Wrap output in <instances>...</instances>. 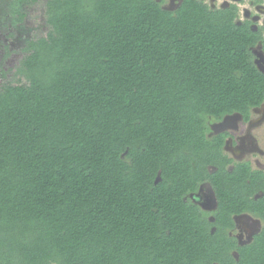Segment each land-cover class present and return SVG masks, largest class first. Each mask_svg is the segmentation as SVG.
Masks as SVG:
<instances>
[{"label": "trees", "instance_id": "16d2710c", "mask_svg": "<svg viewBox=\"0 0 264 264\" xmlns=\"http://www.w3.org/2000/svg\"><path fill=\"white\" fill-rule=\"evenodd\" d=\"M5 4L23 54L0 73V264H264V170L209 134L264 103V25L203 0ZM245 213L262 225L239 243Z\"/></svg>", "mask_w": 264, "mask_h": 264}, {"label": "rangeland", "instance_id": "374dc122", "mask_svg": "<svg viewBox=\"0 0 264 264\" xmlns=\"http://www.w3.org/2000/svg\"><path fill=\"white\" fill-rule=\"evenodd\" d=\"M8 0H0L1 9L4 8ZM165 9L175 10L182 0H160ZM212 8L223 7L236 2L239 8V20H249L253 28L264 24V0L257 2L262 6H256L251 0H203ZM41 6L31 8L27 17L26 25L37 34L44 33L46 28L43 26V12ZM18 39H8L7 31L3 29L0 20V73L1 70L8 71L15 68L22 58L21 41ZM9 44V51H6L5 45ZM254 61L257 67L264 72V52L261 45L252 49ZM1 81V79H0ZM212 132L226 131L230 136L226 139L224 145L225 153L230 156L234 162L247 160L253 168L264 170V103L262 106L252 109L249 122H244L240 114L225 116L220 122L211 125ZM199 203L202 208L208 211L209 215L215 209L216 199L214 192L209 184L204 183L200 186L198 192ZM262 223L258 218L250 215H241L236 218V227L233 231L235 237L242 242H248L254 232H257Z\"/></svg>", "mask_w": 264, "mask_h": 264}, {"label": "flooded vegetation", "instance_id": "af4514ba", "mask_svg": "<svg viewBox=\"0 0 264 264\" xmlns=\"http://www.w3.org/2000/svg\"><path fill=\"white\" fill-rule=\"evenodd\" d=\"M236 1H239V0H236ZM252 1V3L253 4H255L256 6H262L261 4L262 3H260V2H257V1H259V0H251ZM231 4V3H230ZM232 4H236V2H232ZM237 5V4H236ZM228 6V5H227ZM223 7H225V6H223ZM245 20H247V19H245ZM249 21V20H248ZM252 24V23H251ZM264 25V24H263ZM252 26V25H251ZM263 104H261L260 106H262ZM260 106H258V107H260ZM255 108H257V107H255ZM254 109V108H253ZM232 115V114H231ZM249 122V121H248ZM241 215H249V214H241ZM241 215H237L236 217H235V220H236V218L238 217V216H241ZM251 216V215H250ZM253 217V216H252ZM253 218H255V217H253ZM256 232H254L253 234H252V236L255 234ZM252 236H251V239H252ZM251 239H250V241H251ZM238 241H239V243H247V242H242L241 240H239L238 239ZM249 242V241H248Z\"/></svg>", "mask_w": 264, "mask_h": 264}]
</instances>
